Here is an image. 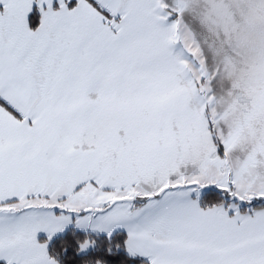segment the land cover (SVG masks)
I'll list each match as a JSON object with an SVG mask.
<instances>
[{
	"label": "snow or ice",
	"instance_id": "snow-or-ice-1",
	"mask_svg": "<svg viewBox=\"0 0 264 264\" xmlns=\"http://www.w3.org/2000/svg\"><path fill=\"white\" fill-rule=\"evenodd\" d=\"M0 264H264V0H0Z\"/></svg>",
	"mask_w": 264,
	"mask_h": 264
}]
</instances>
